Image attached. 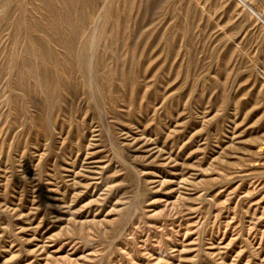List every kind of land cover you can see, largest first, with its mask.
<instances>
[{"label": "rangeland", "instance_id": "obj_1", "mask_svg": "<svg viewBox=\"0 0 264 264\" xmlns=\"http://www.w3.org/2000/svg\"><path fill=\"white\" fill-rule=\"evenodd\" d=\"M0 264H264V0H0Z\"/></svg>", "mask_w": 264, "mask_h": 264}, {"label": "bare ground", "instance_id": "obj_2", "mask_svg": "<svg viewBox=\"0 0 264 264\" xmlns=\"http://www.w3.org/2000/svg\"><path fill=\"white\" fill-rule=\"evenodd\" d=\"M100 8V7H99ZM101 10V9H100ZM98 13V12H97ZM95 14V13H94ZM98 15V14H97ZM98 19V18H97ZM98 21V20H97ZM92 24V23H91ZM73 28V27H72ZM94 31V30H93ZM63 41V40H62ZM55 44V43H54ZM60 47V46H59ZM74 53V52H73ZM75 54V53H74ZM73 59V58H72ZM74 62V61H73ZM76 62V61H75ZM64 65V64H63ZM21 72V71H20ZM76 74V73H75ZM88 75H90V74H88ZM1 81H2V79H1ZM7 85V84H6ZM117 91V90H116ZM126 101V100H125ZM48 105V104H47ZM129 214V213H128Z\"/></svg>", "mask_w": 264, "mask_h": 264}]
</instances>
